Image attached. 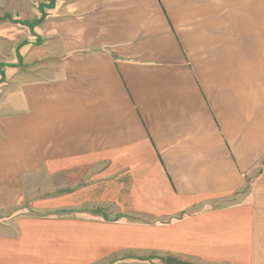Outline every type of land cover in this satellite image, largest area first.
Listing matches in <instances>:
<instances>
[{
	"label": "crops",
	"instance_id": "0c3cea01",
	"mask_svg": "<svg viewBox=\"0 0 264 264\" xmlns=\"http://www.w3.org/2000/svg\"><path fill=\"white\" fill-rule=\"evenodd\" d=\"M65 1L29 69L0 22V217L120 218L2 220L0 264H264V0Z\"/></svg>",
	"mask_w": 264,
	"mask_h": 264
},
{
	"label": "rangeland",
	"instance_id": "374dc122",
	"mask_svg": "<svg viewBox=\"0 0 264 264\" xmlns=\"http://www.w3.org/2000/svg\"><path fill=\"white\" fill-rule=\"evenodd\" d=\"M0 2V6L6 8L5 10L0 9V14H3L0 18V22H4L6 26L4 27L3 33L5 34L4 42L7 49V59L14 58V51L16 46H18V57L20 62H23L24 66L29 69L32 66H37L41 64L42 57L45 58L47 55L43 56L50 47L49 45L54 43H59L60 36L58 38V33L54 29V26H59L65 20L63 18L64 5L68 4V1L65 3L57 4V10L52 15H48L49 2L48 0H40L42 2H47L43 4L42 10L45 13H39L36 11L37 0H31L29 3H24L23 7L20 3H15L16 0H3ZM25 2H27L25 0ZM20 9H18V7ZM22 7V8H21ZM51 7V6H50ZM23 15L21 18H15L16 14ZM47 14V15H46ZM8 34V35H7ZM2 37V38H3ZM16 53V52H15ZM25 71V70H24ZM27 71V70H26ZM91 169L78 170L76 172H71L70 174H65L58 176L52 180L37 178L35 185L37 187H48L50 184H54L56 188H64L65 186H71L75 182L83 180V178L89 176L88 173ZM31 216L33 218H79L87 215L88 218H100L101 220L108 221V219H118L120 215L117 211L108 207H100L98 209H92L89 211L81 212H65V211H47V212H34L29 209V206H25L24 210L14 212L12 217L18 215ZM0 217V222L2 220Z\"/></svg>",
	"mask_w": 264,
	"mask_h": 264
},
{
	"label": "water",
	"instance_id": "95a60500",
	"mask_svg": "<svg viewBox=\"0 0 264 264\" xmlns=\"http://www.w3.org/2000/svg\"><path fill=\"white\" fill-rule=\"evenodd\" d=\"M166 264H183V263H179V262H177V261H175L173 259H168Z\"/></svg>",
	"mask_w": 264,
	"mask_h": 264
}]
</instances>
